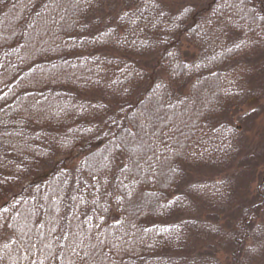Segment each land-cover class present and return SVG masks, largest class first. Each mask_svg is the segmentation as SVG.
I'll return each mask as SVG.
<instances>
[{
	"label": "trees",
	"instance_id": "trees-1",
	"mask_svg": "<svg viewBox=\"0 0 264 264\" xmlns=\"http://www.w3.org/2000/svg\"><path fill=\"white\" fill-rule=\"evenodd\" d=\"M255 51L264 0H0V264L237 257Z\"/></svg>",
	"mask_w": 264,
	"mask_h": 264
},
{
	"label": "rangeland",
	"instance_id": "rangeland-1",
	"mask_svg": "<svg viewBox=\"0 0 264 264\" xmlns=\"http://www.w3.org/2000/svg\"><path fill=\"white\" fill-rule=\"evenodd\" d=\"M251 57L248 80L250 88L258 93L256 99L234 108L230 113L229 117L241 130V151L231 171H242L244 174L245 200L250 203L256 201L255 192L258 190L261 201L257 205H249L253 214L250 241L234 259L219 257L221 264H231L232 260L234 264H264V180L259 179L264 174V51H255ZM261 180L260 186H263L259 188ZM2 231L0 228V233Z\"/></svg>",
	"mask_w": 264,
	"mask_h": 264
}]
</instances>
